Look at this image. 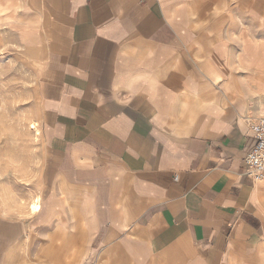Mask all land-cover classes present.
Here are the masks:
<instances>
[{
	"label": "crops",
	"instance_id": "0c3cea01",
	"mask_svg": "<svg viewBox=\"0 0 264 264\" xmlns=\"http://www.w3.org/2000/svg\"><path fill=\"white\" fill-rule=\"evenodd\" d=\"M13 1L44 167L0 264H264V0Z\"/></svg>",
	"mask_w": 264,
	"mask_h": 264
},
{
	"label": "rangeland",
	"instance_id": "374dc122",
	"mask_svg": "<svg viewBox=\"0 0 264 264\" xmlns=\"http://www.w3.org/2000/svg\"><path fill=\"white\" fill-rule=\"evenodd\" d=\"M28 0H19L21 5ZM13 0H0V187L8 205L25 214L43 174L44 157L37 125V78L28 55L21 17ZM35 124L38 134L31 129ZM41 208V206H40Z\"/></svg>",
	"mask_w": 264,
	"mask_h": 264
},
{
	"label": "built area",
	"instance_id": "2783aa9c",
	"mask_svg": "<svg viewBox=\"0 0 264 264\" xmlns=\"http://www.w3.org/2000/svg\"><path fill=\"white\" fill-rule=\"evenodd\" d=\"M245 125L255 144L244 157V173L252 182H260L264 179V117L246 118Z\"/></svg>",
	"mask_w": 264,
	"mask_h": 264
},
{
	"label": "bare ground",
	"instance_id": "6f19581e",
	"mask_svg": "<svg viewBox=\"0 0 264 264\" xmlns=\"http://www.w3.org/2000/svg\"><path fill=\"white\" fill-rule=\"evenodd\" d=\"M263 61V60H262ZM31 129H33L37 134H38V128H37V125H35V124H33L32 126H31ZM29 213H33V214H35V213H38L39 211H40V205H39V203H38V200H34L33 202H32V204H30V206H29Z\"/></svg>",
	"mask_w": 264,
	"mask_h": 264
}]
</instances>
